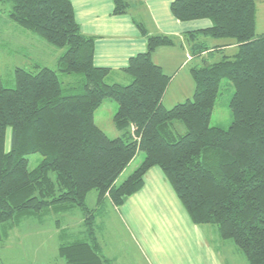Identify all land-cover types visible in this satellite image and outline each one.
I'll return each instance as SVG.
<instances>
[{"label": "trees", "instance_id": "obj_1", "mask_svg": "<svg viewBox=\"0 0 264 264\" xmlns=\"http://www.w3.org/2000/svg\"><path fill=\"white\" fill-rule=\"evenodd\" d=\"M257 1L264 0L171 1L176 19L211 22L185 33L192 56L216 50L201 37L230 38L237 48L216 61L204 56L203 64L190 69L192 97L166 107L162 99L170 76L151 54L174 44L173 37L149 35L138 23L146 48L121 68L131 81L109 82L110 68L94 64V38L81 32L71 0H0L10 4V21L63 48L56 69L16 67L14 87L0 82V245L27 218L44 221L54 213L60 224L62 214L78 208L81 227L74 238L61 241L59 256L67 264H112L97 236L103 203L108 198L121 206L157 166L194 224L215 225L248 264H264V33L256 32ZM113 3L114 14L129 6L127 0ZM2 33L9 32L0 29L4 40ZM222 79L234 88L226 128L210 125ZM106 98L118 105L115 137L94 121ZM175 121L184 124V133ZM139 152L142 160L117 185ZM31 153L42 158L29 169ZM92 189L97 198L90 207L85 200Z\"/></svg>", "mask_w": 264, "mask_h": 264}, {"label": "crops", "instance_id": "obj_2", "mask_svg": "<svg viewBox=\"0 0 264 264\" xmlns=\"http://www.w3.org/2000/svg\"><path fill=\"white\" fill-rule=\"evenodd\" d=\"M127 1L129 6L123 14L113 13V0H71V3L81 32L94 38V64L110 68L107 79L109 82L127 84L131 81L130 76L124 73L121 68L126 65L130 56L142 52L146 48V38L138 23L144 27L149 35L164 34L175 39L174 44L159 46L151 54L153 61L170 76L162 99L164 106H166L167 94V103L173 101L172 106L178 103L176 101H180L178 97L187 99L192 96L194 82L190 69L193 66L203 64L204 56L208 59L215 54H224L227 49L237 48L232 39L229 41L225 38L201 37L210 49L216 47V50L213 53L203 51L200 55L192 56L185 33L210 26L209 19L188 21L176 19L170 11L172 0ZM261 7H264V4L261 3ZM258 12V3H256V32L260 34L264 33V21L259 24ZM27 38L33 40L32 44H39L30 35ZM179 130L183 131V127L181 126ZM118 134L116 131V135ZM138 154L135 158L138 156L141 158L139 164L143 155ZM132 161L128 166L131 165ZM113 210L115 213L102 216L99 227L104 231L110 227L111 222L117 221V215H119L125 233L142 246V252L147 253L151 262L155 264H221L217 259L216 246L226 244V241L219 237L215 225H199L191 221L171 183L159 167H151L145 174L143 186L129 196L121 206H114ZM60 217L62 218L60 224L56 223L54 218L50 219L53 222L51 227L48 226L47 219L38 221L27 218L22 221L19 226L9 232L0 245V264H14L17 260H14L15 257L12 256L11 251L20 246H26V243H31L32 248L38 252L40 249L51 251L48 255L44 254L45 260L39 259L36 255L35 257L23 256V261L26 264H50L51 260L54 261L53 264H67L59 256L58 246L65 238H74L80 227L78 230L68 229L63 224L65 223L63 214ZM24 223L28 229L19 230L20 227H24ZM79 224H82V215ZM97 236L102 252L111 260L112 264H124V262L119 261V250L115 249L116 252L110 248L108 242H105L106 239L104 240L103 234H97ZM49 237H51L50 241H48ZM180 237H183L182 240L185 242H182ZM36 238L41 240L23 242V239ZM171 243L173 246H178L175 252L180 255L179 259L175 253L173 254L175 262L166 256L169 249L172 250Z\"/></svg>", "mask_w": 264, "mask_h": 264}, {"label": "rangeland", "instance_id": "obj_3", "mask_svg": "<svg viewBox=\"0 0 264 264\" xmlns=\"http://www.w3.org/2000/svg\"><path fill=\"white\" fill-rule=\"evenodd\" d=\"M258 3V13H259V24L261 21H264V7H261V3L264 4L262 1H257ZM10 8V4H0V29L6 28V31L9 32V34L2 33L3 39H0V82L7 86V87H14L15 81H14V69L16 67H24L29 70H35V65L40 66H47L53 69H56V60L60 53L63 51V48H59L56 46H53L46 42L43 38H40L36 34L25 30L21 28L20 26H17L14 22L10 21L7 17V9ZM257 13V15H258ZM260 29V28H259ZM28 35L34 37L39 44H32L33 40L28 39ZM9 38V39H8ZM229 41L230 38H227ZM15 41V42H14ZM4 42V45L2 44ZM32 42V43H31ZM236 51V48H230L224 51L223 53L215 54L211 57H208L211 61L220 59L223 55H232ZM199 61V60H198ZM38 69V68H37ZM61 76H65L67 78H71L69 75L61 74ZM234 91L233 85L227 80L222 79L220 84V89L218 92V95L215 100L214 107L212 109L211 118H210V125L211 126H219L222 128H226L230 125L232 121L231 112L229 109V101L232 96V93ZM168 94L165 98V103L167 107H171L173 104L171 101L168 102ZM192 97V96H191ZM189 97V98H191ZM173 100V99H172ZM177 100V99H176ZM178 100L176 102H182L185 99V97H178ZM117 103L112 98H106L99 108H97L95 113V122L96 124L102 128L107 135L110 137L116 136V129L114 128V124L112 121L113 114L117 110ZM176 122V129L179 133H184L185 126L180 121ZM183 127V131H180V127ZM10 144V128H7L6 133V140H5V148H8ZM139 154H143V152H139ZM138 154V155H139ZM28 158V167L29 169L34 168L41 160L42 156L40 153H31L27 155ZM143 158V157H142ZM141 158L138 156L136 157L130 166L126 168L121 174L118 176V178L115 180V183L118 185L121 183L127 176L134 170L136 165L138 164L139 160ZM97 198V191L92 189L88 192L86 196V204L90 207L95 206ZM113 207L111 203L109 202V199L107 198L106 201L103 203V208L101 210V216L98 218V224L101 226V220L102 216L105 214H113L115 213V210H113ZM79 214V215H78ZM54 213H50L47 216V224L49 227L52 226L53 222L50 220L53 219ZM63 220L68 229H74L78 230L81 225L79 224L80 216H81V210L78 208H75L72 213H65L63 214ZM117 221L111 222L110 227L105 229H101L99 227V231L97 234H103L105 236L104 240L105 242H108V245L113 250L118 249L119 250V261L124 262V264H155L154 262H151L149 256L147 253L142 252L141 248L142 246L139 245V243H136V240L134 238L129 237L125 233V229L121 226L119 215H117ZM108 227V225H107ZM26 223H24V227H20L19 230H27ZM54 229V228H52ZM109 229V230H108ZM108 232V234H107ZM107 236H106V234ZM185 235H188L185 233ZM183 237H180L179 239L182 242H185L182 240ZM38 241L41 240L40 238L36 239H23V242H32V241ZM51 240V237H49L48 241ZM36 241V242H37ZM226 241V244H218L216 246L218 254L217 259L221 264H248L246 261V257L244 253L234 244V242L231 239L224 240ZM229 243V244H227ZM26 246H20L18 248H15L11 251L14 256V260H17L14 262V264H26L25 261H23V256H30V257H36L38 256L39 259L42 258V260H45V255H48L51 251L49 249H43V250H34L32 248L33 245L31 243H26ZM29 245V246H28ZM171 249H169V253L166 255L169 260L173 259V262H175V255L180 259V255L176 253V249L178 246H173L171 243ZM116 251V250H115ZM117 252V251H116ZM42 253V254H41ZM22 259V260H21ZM20 260V261H19ZM54 261H50V264H53ZM49 264V263H48ZM212 264V263H209Z\"/></svg>", "mask_w": 264, "mask_h": 264}, {"label": "water", "instance_id": "obj_4", "mask_svg": "<svg viewBox=\"0 0 264 264\" xmlns=\"http://www.w3.org/2000/svg\"><path fill=\"white\" fill-rule=\"evenodd\" d=\"M206 65H208V63L206 62Z\"/></svg>", "mask_w": 264, "mask_h": 264}]
</instances>
